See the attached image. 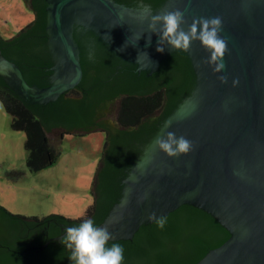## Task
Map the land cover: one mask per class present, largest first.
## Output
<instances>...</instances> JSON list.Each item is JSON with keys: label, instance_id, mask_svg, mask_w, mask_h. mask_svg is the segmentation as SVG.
<instances>
[{"label": "water", "instance_id": "1", "mask_svg": "<svg viewBox=\"0 0 264 264\" xmlns=\"http://www.w3.org/2000/svg\"><path fill=\"white\" fill-rule=\"evenodd\" d=\"M46 2L52 83L29 84L21 67L0 51V75L29 104H48L80 84L83 67L75 33L81 28L99 36L137 72L152 75L165 58L183 51L165 44L164 52H158L159 36L149 32L148 18L180 9L188 22L185 30L193 18H222L221 36L229 49L225 71L216 74L203 63L210 53L199 41L184 52L195 74L194 87L139 154L123 180L121 197L98 227L108 228L110 241L132 240L141 226L155 222L148 218L151 213L165 217L192 205L231 235L196 264H264V0H165L156 9L143 1L136 6L116 0ZM218 75H226L228 83L222 84ZM114 111L106 116L112 124ZM169 131L192 141L194 149L179 157L159 150L156 140ZM64 132L58 127L48 131L56 150ZM61 238L31 248L44 249Z\"/></svg>", "mask_w": 264, "mask_h": 264}, {"label": "trees", "instance_id": "2", "mask_svg": "<svg viewBox=\"0 0 264 264\" xmlns=\"http://www.w3.org/2000/svg\"><path fill=\"white\" fill-rule=\"evenodd\" d=\"M26 1L34 12V19L11 38L0 35V51L21 67L29 84L45 87L50 73L48 67L52 64L46 46L47 2ZM116 1L129 6L143 1L156 9L165 0ZM98 51L95 62H89L82 54V84L89 92L85 100L62 95L56 103L29 104L0 75V100L12 117V127L26 133L31 171L52 165L60 156L47 135L51 128L70 131L80 128L89 133L104 127L108 137V148L102 155L92 188L95 203L84 217L29 218L14 215L0 206L3 211L0 264H71L70 250L59 240L51 241L44 249L31 247L44 245L59 236L64 228L78 226L88 218L99 226L122 195L123 180L141 152L137 143L150 141L159 125L190 94L195 84L192 64L184 52L172 53L162 61L158 71L148 75L145 71L137 72L135 65L122 64L120 57L112 55L102 45ZM119 64L123 69L117 72ZM116 97L121 98L122 103L119 127H109L105 120L97 122V118L108 114L110 101ZM164 102L166 107L161 116H146ZM165 218L163 229L155 222L143 225L132 240L109 241L108 246L113 242L122 245L123 264H196L231 236L212 215L192 205H182Z\"/></svg>", "mask_w": 264, "mask_h": 264}, {"label": "rangeland", "instance_id": "3", "mask_svg": "<svg viewBox=\"0 0 264 264\" xmlns=\"http://www.w3.org/2000/svg\"><path fill=\"white\" fill-rule=\"evenodd\" d=\"M34 19L26 0H0V35L15 36ZM118 110L111 115L116 121ZM48 138L49 134L47 131ZM26 133L12 127V117L0 100V206L14 215L43 218L84 217L95 203L92 193L103 155L101 131L62 134L60 156L52 165L34 172L28 166Z\"/></svg>", "mask_w": 264, "mask_h": 264}, {"label": "clouds", "instance_id": "4", "mask_svg": "<svg viewBox=\"0 0 264 264\" xmlns=\"http://www.w3.org/2000/svg\"><path fill=\"white\" fill-rule=\"evenodd\" d=\"M148 30L159 36L157 51L163 53L167 44L171 49L189 52L194 41H199L202 47L210 53V57L203 63L212 67L216 74L223 73L226 69L224 57L228 52V40L221 36L223 21L219 16L211 18H193L187 30L183 25L187 24L185 14L180 9L165 10L160 14L148 18ZM159 26V27H158ZM151 44V36L148 38ZM147 56V53H143ZM141 53L137 63L140 62ZM222 84L228 83L226 75H218ZM233 87L238 86L239 79H233ZM170 126V125H169ZM156 146L169 157L186 155L194 149L193 142L184 136L177 137L174 132H167L165 136L156 140ZM149 220L163 229L166 218H157L153 212ZM113 239L112 233L107 227H98L93 219L83 220L78 226L66 227L65 235L61 243L70 250L71 264H123L124 249L121 244L108 242Z\"/></svg>", "mask_w": 264, "mask_h": 264}, {"label": "flooded vegetation", "instance_id": "5", "mask_svg": "<svg viewBox=\"0 0 264 264\" xmlns=\"http://www.w3.org/2000/svg\"><path fill=\"white\" fill-rule=\"evenodd\" d=\"M80 34V35H79ZM48 39V38H47ZM77 43H78V45H79V48H80V51H81V58H82V54H84V56H85V58L89 61V62H95L96 61V56L98 55V50L100 49V47H101V45L108 51V52H110V53H112V55H114V56H118L113 50H111L110 49V46L107 44V43H105V42H103V40L99 37V36H97V35H95L94 33H92L91 31H87V30H84L83 28H81V30L79 31V33H78V36H77ZM81 44H80V43ZM101 44V45H100ZM46 46H47V51L49 52V55H50V58H51V61H52V64L48 67V70H49V68L51 67V66H53V64H54V61L52 60V55H51V53H50V49H49V45L47 44V40H46ZM119 57V56H118ZM121 59V58H120ZM123 62H125V61H123L122 59H121V63L123 64ZM125 63H127V62H125ZM122 64H119L118 66H117V72L118 71H120L121 69H123L122 68ZM127 64H129V63H127ZM49 74L47 75V79H46V82L48 83V85L50 84V83H52V80H51V76H52V74H53V72L52 71H50L49 70ZM112 75H114V73L112 74ZM111 75V76H112ZM115 75H116V73H115ZM113 79V78H112ZM82 81H83V78H82V80H81V82H80V84L78 85V86H76L75 88H73V89H70L69 91H67V92H65V93H63V94H61L56 100H54V101H51L50 103H56L60 98H61V96L62 95H66L68 98H70V99H77V100H85L86 98L85 97H88V95H89V92L88 91H86V87L82 84ZM194 87V86H193ZM193 89V88H192ZM191 92V91H190ZM165 107H166V103L164 102V103H162L161 104V106H159L154 112H152V113H150L149 115H146L147 117H150V116H161L163 113H164V111H165ZM112 110H118V112H119V114H118V116H117V118H116V121L113 123V124H111L110 123V121L107 119V115H105V116H100L99 118H97V122L98 121H107L108 123L107 124H109L108 126L110 127V125H113V126H118L119 127V125H120V123H119V121H118V119H119V116L121 115V110H122V103H121V98H119V97H116L113 101L111 100L110 101V105H109V112L108 113H111L112 112ZM165 121V120H164ZM161 125V124H160ZM160 125H159V127H158V129H157V132H158V130H159V128H160ZM58 128H61V127H58ZM62 129H64L65 130V132H64V134H66V133H76V132H83V133H85L84 131L85 130H82V129H80V128H77V129H73V130H67L66 128H62ZM95 131H101V132H103L104 134H105V142H104V148H103V153L105 152V150L108 148L107 147V141H108V137H107V132H106V130H105V128L104 127H97V129H95ZM156 132V133H157ZM156 133L153 135V137L156 135ZM149 137H150V135H149ZM152 137V138H153ZM151 138V139H152ZM151 139H150V141H151ZM149 141V142H150ZM149 142H139V143H137V146H138V149L142 152V150L144 149V147L149 143ZM140 152V153H141ZM99 165H101V162L99 163ZM95 182V181H94ZM65 235V228L63 229V232L59 235V236H62V238H63V236ZM59 236H57V237H59ZM62 238L59 240V241H62Z\"/></svg>", "mask_w": 264, "mask_h": 264}]
</instances>
